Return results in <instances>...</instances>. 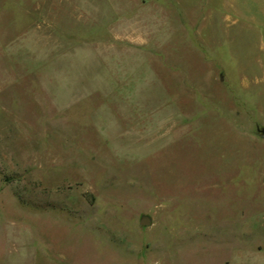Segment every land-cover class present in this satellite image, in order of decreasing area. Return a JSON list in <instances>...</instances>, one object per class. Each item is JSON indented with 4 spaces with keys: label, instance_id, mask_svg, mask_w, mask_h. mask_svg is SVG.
<instances>
[{
    "label": "rangeland",
    "instance_id": "1",
    "mask_svg": "<svg viewBox=\"0 0 264 264\" xmlns=\"http://www.w3.org/2000/svg\"><path fill=\"white\" fill-rule=\"evenodd\" d=\"M263 126L264 0H0V264H264Z\"/></svg>",
    "mask_w": 264,
    "mask_h": 264
},
{
    "label": "water",
    "instance_id": "2",
    "mask_svg": "<svg viewBox=\"0 0 264 264\" xmlns=\"http://www.w3.org/2000/svg\"><path fill=\"white\" fill-rule=\"evenodd\" d=\"M261 136L264 138V126L261 129ZM140 222L141 224L148 225L151 222V217L144 214L142 215Z\"/></svg>",
    "mask_w": 264,
    "mask_h": 264
},
{
    "label": "flooded vegetation",
    "instance_id": "3",
    "mask_svg": "<svg viewBox=\"0 0 264 264\" xmlns=\"http://www.w3.org/2000/svg\"><path fill=\"white\" fill-rule=\"evenodd\" d=\"M222 78H223V77H222ZM262 128H263V127H262ZM262 128H261V129H262ZM261 129H260V132H261ZM260 134H261V133H260Z\"/></svg>",
    "mask_w": 264,
    "mask_h": 264
}]
</instances>
